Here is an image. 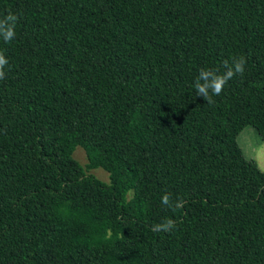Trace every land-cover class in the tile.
<instances>
[{"label": "trees", "instance_id": "16d2710c", "mask_svg": "<svg viewBox=\"0 0 264 264\" xmlns=\"http://www.w3.org/2000/svg\"><path fill=\"white\" fill-rule=\"evenodd\" d=\"M9 13L0 264H264V172L237 143L264 114V0H0ZM241 55L214 103L197 96L201 68Z\"/></svg>", "mask_w": 264, "mask_h": 264}, {"label": "clouds", "instance_id": "9594fccd", "mask_svg": "<svg viewBox=\"0 0 264 264\" xmlns=\"http://www.w3.org/2000/svg\"><path fill=\"white\" fill-rule=\"evenodd\" d=\"M17 17L16 15L9 13L3 19H0V37L3 38L5 42H10L14 39L15 27H16ZM8 64L3 52H0V79H4L5 73L3 69ZM246 59L243 55L238 58H233L232 63L229 64L228 61L224 62L223 73H220L219 69L213 68H201L199 70L198 76L194 82V88L196 90L197 96L203 97V99L208 103L212 104V96H218L223 91L225 84L234 75H243L245 71ZM161 203L168 207H173L170 202V195L165 194L161 198ZM182 201H177L174 205L175 208H180ZM157 230L168 231L175 227V222L171 218H166L162 223L156 224L154 226Z\"/></svg>", "mask_w": 264, "mask_h": 264}, {"label": "rangeland", "instance_id": "374dc122", "mask_svg": "<svg viewBox=\"0 0 264 264\" xmlns=\"http://www.w3.org/2000/svg\"><path fill=\"white\" fill-rule=\"evenodd\" d=\"M255 128L244 129L237 138V143L246 160L253 161L264 172V114L252 121ZM76 161L88 174L108 183L109 175L101 168H89L82 148L76 147L73 155Z\"/></svg>", "mask_w": 264, "mask_h": 264}]
</instances>
